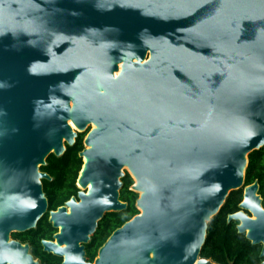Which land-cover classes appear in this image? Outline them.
I'll return each mask as SVG.
<instances>
[{
    "label": "water",
    "instance_id": "obj_1",
    "mask_svg": "<svg viewBox=\"0 0 264 264\" xmlns=\"http://www.w3.org/2000/svg\"><path fill=\"white\" fill-rule=\"evenodd\" d=\"M93 124L78 196L49 212L40 167ZM263 146L264 0H0V264H40L12 234L48 212L62 264H216L208 223ZM125 169L140 214L90 262L99 222L127 208ZM256 188L241 206L257 220L229 221L261 244Z\"/></svg>",
    "mask_w": 264,
    "mask_h": 264
},
{
    "label": "trees",
    "instance_id": "obj_2",
    "mask_svg": "<svg viewBox=\"0 0 264 264\" xmlns=\"http://www.w3.org/2000/svg\"><path fill=\"white\" fill-rule=\"evenodd\" d=\"M86 136L87 132L79 133L75 144H67V150L62 156L51 154L46 164L40 167L42 172L51 177V179H43L49 212L57 210L72 197L78 196L80 191L78 178L84 164L80 153L85 149ZM245 175L246 184L252 183L257 177L264 178V147L250 153ZM122 181L120 199L127 203V208L108 212L99 222L95 234L85 248L86 257L90 262L95 261L99 249L116 229L140 214V209L137 207L140 193L132 189L134 178L127 172ZM240 199L241 191L233 190L220 212L208 223L206 242L201 250L203 258L211 259L216 264H264L261 246L251 244L245 235L239 233L236 221H228L229 214L239 209ZM49 212L40 219L36 228L25 232H14L12 238L23 244H29L32 254L40 264H62V257L45 251L43 247V240H54V235L58 232L49 221Z\"/></svg>",
    "mask_w": 264,
    "mask_h": 264
},
{
    "label": "flooded vegetation",
    "instance_id": "obj_3",
    "mask_svg": "<svg viewBox=\"0 0 264 264\" xmlns=\"http://www.w3.org/2000/svg\"><path fill=\"white\" fill-rule=\"evenodd\" d=\"M253 185H257V188H256L254 194H255L256 197H259V200H260V202H259L260 208L264 211V178L257 177L252 183L246 184V175H245V182H244L243 186L241 188L237 189V190L241 191V199H240V201L238 203V208L239 209L236 212H234V213H238L240 211H243V213L245 215H247V217L249 219H251V220H257V216L255 215V213H254V211L252 209V206H254V200L253 199L249 203V204H251V205H249V208H244V207L241 206L246 201V196H245L246 195V190L249 187L253 186ZM234 213H232V214H234ZM230 215L231 214H229V216ZM229 216H228V221H229ZM231 221H236V223H237L236 224V227H237L238 232L241 233V234H243V235H245V237L247 238V234H248V232L250 230L247 229L246 232H240L239 231V228H238L240 225L243 224V222L240 221V220H235V219H233ZM231 221H229V222H231ZM248 240L253 245L261 246V253H262V249H263L264 242H262L261 244H254L252 240H250V239H248Z\"/></svg>",
    "mask_w": 264,
    "mask_h": 264
},
{
    "label": "bare ground",
    "instance_id": "obj_4",
    "mask_svg": "<svg viewBox=\"0 0 264 264\" xmlns=\"http://www.w3.org/2000/svg\"><path fill=\"white\" fill-rule=\"evenodd\" d=\"M121 71H122V63L119 64V70L115 72V75L118 76ZM69 123L73 129H77L76 125L72 121H69ZM93 127H96L95 124H93ZM126 168H128V167H126ZM135 185H137V181H136ZM89 187H91V184H89ZM0 212H1V208H0ZM8 264H10V263H8Z\"/></svg>",
    "mask_w": 264,
    "mask_h": 264
},
{
    "label": "rangeland",
    "instance_id": "obj_5",
    "mask_svg": "<svg viewBox=\"0 0 264 264\" xmlns=\"http://www.w3.org/2000/svg\"><path fill=\"white\" fill-rule=\"evenodd\" d=\"M94 127H93V125H90L88 128H87V130L85 131V132H87V135L89 134V132L93 129ZM87 137V136H86ZM124 172L125 173H130L131 174V172L128 170V169H125L124 170ZM134 178V177H133ZM134 181H135V183H136V179L134 178ZM135 183H134V185H135Z\"/></svg>",
    "mask_w": 264,
    "mask_h": 264
}]
</instances>
